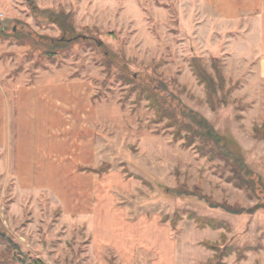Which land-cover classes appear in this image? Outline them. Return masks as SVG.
I'll use <instances>...</instances> for the list:
<instances>
[{
    "label": "rangeland",
    "instance_id": "374dc122",
    "mask_svg": "<svg viewBox=\"0 0 264 264\" xmlns=\"http://www.w3.org/2000/svg\"><path fill=\"white\" fill-rule=\"evenodd\" d=\"M249 27L203 0H0L2 96L89 95L82 198L120 231L73 214L71 187L24 190L0 151V264H264V76Z\"/></svg>",
    "mask_w": 264,
    "mask_h": 264
},
{
    "label": "crops",
    "instance_id": "0c3cea01",
    "mask_svg": "<svg viewBox=\"0 0 264 264\" xmlns=\"http://www.w3.org/2000/svg\"><path fill=\"white\" fill-rule=\"evenodd\" d=\"M203 2L206 10L218 20L237 24L240 29L249 24V38L259 41L260 56L254 57L259 60V75L264 76V0ZM2 93L0 89V151L6 153L8 173L17 175L18 183L28 192L71 187L77 191L72 199L76 204L69 205L73 214L82 211L79 206L81 209L85 206L86 215L100 212L93 215V229L96 234L111 231L110 226L114 225L109 222L117 220L109 214L110 207L90 209L91 199L86 197L84 203L82 198L91 189L87 180L94 179L78 170L94 164L95 124L89 95L74 85L64 84L23 86L14 92L15 101L12 98L10 102ZM114 231L118 230L111 232ZM112 242L105 241L104 245L110 246Z\"/></svg>",
    "mask_w": 264,
    "mask_h": 264
},
{
    "label": "trees",
    "instance_id": "16d2710c",
    "mask_svg": "<svg viewBox=\"0 0 264 264\" xmlns=\"http://www.w3.org/2000/svg\"><path fill=\"white\" fill-rule=\"evenodd\" d=\"M197 80H198V82L199 83H203L202 81H201V77L199 76V77H197ZM207 85L205 86L206 88H208L207 86H208V84L210 85V83H206ZM204 85H205V82H204ZM157 94V93H156ZM154 97H157V96H154ZM199 126H200V128L202 129V130H206L207 132H212L213 130H212V128L211 127H209V126H207L206 125V121L204 120V119H201V118H199ZM262 127H264V125H262ZM213 133V132H212ZM216 137V136H215ZM257 209V207L256 208H253V209H251V211L253 212V211H255ZM252 212H249V213H252ZM243 213H245V212H241L240 214H243ZM198 220L199 221H202L201 220V218H198ZM197 223H199V222H197ZM215 226H216V224H215ZM211 227H213V226H211ZM214 248V247H213ZM215 250V249H214ZM218 264H222V262L221 263H218Z\"/></svg>",
    "mask_w": 264,
    "mask_h": 264
}]
</instances>
